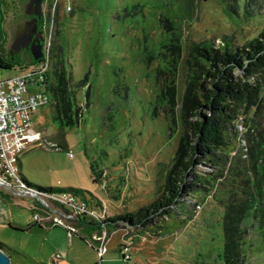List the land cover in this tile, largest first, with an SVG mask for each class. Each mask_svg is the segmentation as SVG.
Masks as SVG:
<instances>
[{
	"label": "rangeland",
	"instance_id": "obj_1",
	"mask_svg": "<svg viewBox=\"0 0 264 264\" xmlns=\"http://www.w3.org/2000/svg\"><path fill=\"white\" fill-rule=\"evenodd\" d=\"M225 1L43 0L38 30L43 33V48L49 50L46 76L53 84L55 72L65 70L80 116L61 130L54 101L30 115L42 140L31 142L22 155V175L39 187L86 191V198L77 199L87 203L90 216L66 221L80 235L73 236L67 227L50 226L55 217L72 211L62 199L40 195L27 185L12 183L11 190L0 186L1 244L28 254L35 264H226L224 209L212 196L201 207L188 202L190 213L177 215L187 224L165 236L130 225L111 236L98 233L105 219L137 212L161 196L183 131L186 80L198 71L194 47L214 51L225 43L242 47L264 32V0H237L235 13ZM28 3L0 0V53L20 64L10 70L0 67L1 80L19 76L32 64L30 50L10 54L14 33L30 19L24 8ZM164 87L176 90L175 106L162 100ZM45 88L28 90L44 91L53 100ZM211 171L199 165L195 173ZM34 212L44 221L43 228L29 229L36 223ZM262 217L246 218L245 264H264ZM162 219L156 217L153 225ZM140 231L131 246L129 241ZM101 242L106 252L100 258ZM10 264L18 263L12 259Z\"/></svg>",
	"mask_w": 264,
	"mask_h": 264
},
{
	"label": "trees",
	"instance_id": "obj_2",
	"mask_svg": "<svg viewBox=\"0 0 264 264\" xmlns=\"http://www.w3.org/2000/svg\"><path fill=\"white\" fill-rule=\"evenodd\" d=\"M236 1H225L230 12H236L239 6ZM1 32L0 20V38ZM194 53L198 71L186 80L187 89L181 107L183 131L161 196L137 212L105 219L98 233L111 236L130 225L148 231L157 230L159 236H165L187 224L186 219H178L177 215L178 212L182 215L190 213L186 211L188 202L194 201L201 207L205 198L212 196L224 209L223 260L226 264H245L242 246L247 237L246 218L256 220L264 214V117L261 115L264 114V98L260 97L264 91L261 85L264 80V32L257 40L242 47L233 48L231 43H225L214 51L211 47L195 46ZM30 62L31 65L37 63L33 59ZM14 65L20 66L0 53L1 69L10 70ZM66 75L64 69L57 70L55 82L52 84L47 79L45 88L52 94L54 118L59 121L61 130L73 126L80 116L74 110L73 95L69 91L71 81ZM175 93L173 87H164L160 94L162 100L173 107L176 105ZM242 115L245 116L243 129L239 124ZM199 165L213 171L197 174L195 170ZM91 166L96 174L95 167ZM22 180L41 193L64 192L86 198L87 192L83 190L39 187L28 183L24 175ZM156 217L163 219L153 225ZM150 225L153 228H149ZM34 226L42 228L35 223ZM67 232L70 234L69 230ZM142 232L131 239L132 245ZM81 240L87 241L85 238ZM122 247L127 248L126 245ZM0 250L18 264L31 263L25 254L1 243Z\"/></svg>",
	"mask_w": 264,
	"mask_h": 264
},
{
	"label": "built area",
	"instance_id": "obj_3",
	"mask_svg": "<svg viewBox=\"0 0 264 264\" xmlns=\"http://www.w3.org/2000/svg\"><path fill=\"white\" fill-rule=\"evenodd\" d=\"M44 50L43 57L38 60V63L31 65L29 69L21 73L17 77L8 80L0 79V186L12 189L16 185H21L23 188L26 184L20 178L19 164L21 157L31 147V142L37 143L42 140V133L39 130H34L30 115L36 111L39 106H43L52 102L46 92L37 90L31 92L29 87L41 86L46 87L48 66H49V50ZM40 144V143H39ZM52 148L58 146L49 145ZM13 183V184H12ZM35 196H39L37 191H31ZM41 195V192H39ZM45 194V193H42ZM50 197L62 199L67 207L72 211L67 210L62 217H55L50 226L67 227L71 235L76 234L75 229L66 222L67 220L89 217V211L85 201L77 199V195L62 193V194H45ZM33 197V196H32ZM36 225L43 227L44 221L34 212ZM102 218L100 215H95ZM43 224V225H42ZM46 226V225H45ZM106 235V233H103ZM106 237H102L103 241ZM130 245L132 243L129 241ZM106 252L105 243L97 247V254L103 257Z\"/></svg>",
	"mask_w": 264,
	"mask_h": 264
},
{
	"label": "water",
	"instance_id": "obj_4",
	"mask_svg": "<svg viewBox=\"0 0 264 264\" xmlns=\"http://www.w3.org/2000/svg\"><path fill=\"white\" fill-rule=\"evenodd\" d=\"M43 0H29L24 7L25 13L30 19L15 32L14 42L10 47V54L14 56L29 49L32 53L34 61H38L43 57V33L38 30V21L42 17ZM12 259L7 253L0 250V264H10Z\"/></svg>",
	"mask_w": 264,
	"mask_h": 264
},
{
	"label": "crops",
	"instance_id": "obj_5",
	"mask_svg": "<svg viewBox=\"0 0 264 264\" xmlns=\"http://www.w3.org/2000/svg\"><path fill=\"white\" fill-rule=\"evenodd\" d=\"M21 168H22V162H20L18 170H20V175L23 177ZM25 178H26V177H25ZM27 181H28V180H27ZM33 226H34V225H33ZM33 226L29 227V229L32 228ZM42 228H43V227H42ZM52 228H55V227H52ZM29 229H28V230H29ZM87 233H88L89 235H92V234H93V233H92L91 231H89V230L87 231ZM73 236H79V237H80V235H78V234H74ZM81 238H83V237H81ZM81 238H80V240H81ZM82 241H84V240H82ZM84 242H85V241H84ZM25 255L28 257L29 261L31 262L30 264H35L34 261L31 260V258H30V256H29L28 254H25Z\"/></svg>",
	"mask_w": 264,
	"mask_h": 264
},
{
	"label": "flooded vegetation",
	"instance_id": "obj_6",
	"mask_svg": "<svg viewBox=\"0 0 264 264\" xmlns=\"http://www.w3.org/2000/svg\"><path fill=\"white\" fill-rule=\"evenodd\" d=\"M27 50H29V49H27ZM27 50H25V51H27Z\"/></svg>",
	"mask_w": 264,
	"mask_h": 264
}]
</instances>
